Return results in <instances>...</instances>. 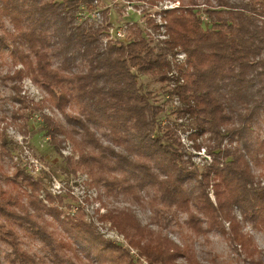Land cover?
Segmentation results:
<instances>
[{
    "label": "trees",
    "instance_id": "obj_1",
    "mask_svg": "<svg viewBox=\"0 0 264 264\" xmlns=\"http://www.w3.org/2000/svg\"><path fill=\"white\" fill-rule=\"evenodd\" d=\"M216 2L206 11L205 28L188 7L166 15L168 38L165 51L158 53L141 35L130 43L103 46L102 29L77 23L82 7L92 9V0H0V15L11 24L10 29L0 25V53L9 42L13 66L23 68L0 79L11 84L12 100L19 104L23 101L16 98L20 93L16 82L23 78L46 95L33 111L46 107L62 119L41 115L35 133L50 137L58 152L70 143L78 157L65 159L70 173L83 170L91 187L106 195L129 196L137 203L141 191L151 187L163 207L187 213V223L196 234L216 229L225 235L221 227L225 222L233 240L243 244L246 238L235 211L240 221L264 230V186L254 185L253 173L254 167H261L264 178V137L247 141L264 107V0L241 5ZM176 51L186 55V62L175 67L176 116L216 144L206 151L211 162L203 168L182 154L177 132L167 120L170 109L150 103L151 92H142L137 83V75L168 83L166 53ZM162 97L169 100L166 93ZM225 138L230 144L235 139L238 147L221 150ZM1 146L5 149L6 144ZM11 181L30 189V194H12L0 187V216L40 240L50 264H137L123 245L103 239L83 221L80 211L62 217L55 207L61 198L47 195L50 205L44 206L38 197L41 185L23 171H16ZM191 207L201 210L204 218ZM45 214L66 238L49 229ZM102 219L151 264H174L182 256L180 246L142 226L129 210H110ZM206 222L209 226L204 229ZM8 235L10 264H41L19 249L13 231L0 233V239Z\"/></svg>",
    "mask_w": 264,
    "mask_h": 264
},
{
    "label": "rangeland",
    "instance_id": "obj_2",
    "mask_svg": "<svg viewBox=\"0 0 264 264\" xmlns=\"http://www.w3.org/2000/svg\"><path fill=\"white\" fill-rule=\"evenodd\" d=\"M97 1L98 5L91 4L90 7L92 9L96 7L100 9L103 17L102 24H105L108 20L113 25L120 24L126 19L134 20L133 15L128 16L125 20L121 17L125 6L123 2H131L136 8L143 7L142 2L147 3L150 7L175 2L174 4H178V8L182 6L188 7L192 12H196V16L198 15L200 18L206 17L207 19L206 11L217 5V0H193V2L191 0H160L154 3L151 0H117L112 6L111 0ZM224 1H228L229 5H241L247 3L248 0ZM178 8L163 13L159 12L160 7L155 6L152 9L160 17L155 16L153 21H147V27L154 32L157 30L162 31V27L159 26L162 18L166 21V15L178 10ZM92 9L87 11L81 9L77 17V23L102 29L103 26H101L100 22L93 20L89 16V12ZM207 23L203 21L204 28L209 25ZM0 25H4L5 29L11 28L9 21L1 15ZM164 27L166 30V24ZM140 33L141 28L135 27L134 30L130 31L127 40L133 39L134 41L140 38ZM102 45L104 46L103 42ZM150 45L155 47L158 53L165 51L161 46H156L155 43ZM3 47L4 49L1 48L2 52L0 53V77L7 73L12 74L15 71L23 70L20 65L13 66L12 58L8 53V50L11 49L9 42L5 43ZM169 53L173 52H167V54ZM262 56H264V52H262ZM21 80L20 83L16 82V86L20 89V93H18L19 95L16 98L23 101L22 104H19L12 100L14 94L11 84L9 82L4 83L0 79V187L4 191L12 194L21 192L30 194V189L24 186L20 187L19 184L13 185L11 181L16 171H23L32 182L41 185L38 197L44 206L48 207L50 205L48 200H46L47 195L53 198H61L62 203L58 204L56 200L55 207L62 213V217L73 215L80 211L83 221L92 224L96 229L95 232L100 234L103 239L123 245L122 247L128 249L131 252L130 254L134 256L137 264L151 263L145 257L140 256L137 249L126 245L127 242L124 236L113 228L107 219H102L107 211L120 212L129 210L137 217L142 226L154 232H161L167 235L173 243L182 249V256L178 257L174 264H249L251 262L264 264V230L254 228L250 223L240 221L239 213L236 211L235 214L240 223V231L246 238L243 244L233 240L228 223L225 222H222L221 226L225 231V235H222L216 229L202 235L196 234L187 223V213L163 207L157 201L154 189L151 187H146L141 191L142 199L137 203L133 202L129 196L123 194L106 195L103 191H98L96 188L91 187L89 185L90 179L83 170H79L75 174L70 173L65 159L72 158L74 161L78 159L76 153L72 151L70 143L66 142L60 148V152H58L55 146L50 143V137L35 133L40 127L41 115H47L57 120H61L62 117L59 113L51 112L46 107L43 110L33 111V106L46 101L47 97L28 78ZM137 83L141 86L142 92H151L152 101L150 103L156 104L164 110L170 109L169 112H166L169 117L167 120H169V127L177 132L176 136L182 146V154L186 158L188 157L198 168L206 167L211 162V157H208L209 155L206 151L216 148V144H214L208 134H203L200 131H197L196 134V129L190 122H186L184 119L178 120L179 117L176 116L175 111L179 105L176 106L170 100L172 88L147 76L137 75ZM164 93L169 96V100L162 97ZM229 127L231 126L227 128ZM251 127L252 135L247 137V141L264 137V107ZM96 133L103 138L102 130H97ZM3 142L6 144L5 149L1 146ZM226 147L231 149L238 147L237 141L234 139L230 144L229 139L225 138L219 148L222 150ZM262 171L261 167L253 168L255 175L254 185L259 182L260 186H264V178L261 176L263 174ZM209 199L214 202L211 189H209ZM23 201L26 203L25 199ZM197 209L196 207L190 208L193 213L203 219V212ZM43 218V220L50 223V230L60 237L66 238L56 221L52 220L47 214ZM207 226H209L207 222L203 224L204 229ZM6 231L14 232V236L19 241V249L21 251L34 256L41 264H50L45 258L44 246L40 240L27 233L19 223L0 216V233ZM5 238L9 239V235ZM6 239H0V264H10L11 258L8 255L12 249L9 246L10 239ZM67 253L70 252L67 251ZM68 255L73 259L72 254Z\"/></svg>",
    "mask_w": 264,
    "mask_h": 264
},
{
    "label": "built area",
    "instance_id": "obj_3",
    "mask_svg": "<svg viewBox=\"0 0 264 264\" xmlns=\"http://www.w3.org/2000/svg\"><path fill=\"white\" fill-rule=\"evenodd\" d=\"M112 5H114L115 2H117V0H111ZM124 3V8H123V12L121 13V17L123 18V20H125V18H128V16L133 15L134 16V20H127L123 21L120 24H116L113 25L111 24L108 20L106 21L105 24H102L101 22H103V17L101 15V11L99 8H94L92 10H90L89 12V16L93 19V20H97L100 22L101 26H103L102 28V42L104 43V45H106L107 43H130L133 41V39L131 40H127L128 35L130 34L131 30H134L135 27H140L141 28V37L147 41L148 43H155L156 46H161L162 48L165 46L164 43L166 41V39L168 38V36L166 35V30L164 25L166 24L165 20L162 18L161 20V26L162 27V31H152L150 30V28L147 27V21H153L156 17H160V15H156L155 11L152 9L155 6L156 7H160V11L159 12H163L166 13L167 11H171L174 10L176 8H178V4L175 5V2H165L167 4L162 5H154V7H150L147 3L142 2L143 7L141 8H136V6L131 3V2H123ZM92 4L94 5H98V1L94 0L92 2ZM137 4V3H136ZM81 9L87 11L88 9H86L85 7H82ZM108 19V17H107ZM200 20L206 21L208 22V19L206 17H201ZM127 41V42H126ZM186 55L183 52L180 51H176L174 52V54H167L166 53V61L169 62L170 65V71L168 72V78L170 80H168L167 86H169L171 89V102L173 104H175L176 106L179 105L178 104V99L176 98L175 95V83L174 80L177 79L179 77V75L177 74L176 71V65H183L186 62ZM180 83H182L183 81L180 80ZM167 99L169 98V96L166 97ZM172 104V105H173Z\"/></svg>",
    "mask_w": 264,
    "mask_h": 264
}]
</instances>
